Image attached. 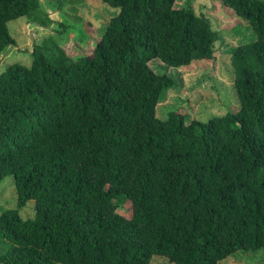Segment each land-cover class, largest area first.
<instances>
[{
	"label": "trees",
	"instance_id": "16d2710c",
	"mask_svg": "<svg viewBox=\"0 0 264 264\" xmlns=\"http://www.w3.org/2000/svg\"><path fill=\"white\" fill-rule=\"evenodd\" d=\"M177 2L102 0L117 13L91 55L71 56L56 32L34 43L29 66L0 73V182L13 176L18 193L17 208L0 215V264L264 255V0L217 1L256 40L231 51L239 110L189 123L181 110L157 116L177 82L150 62L210 61L220 34L191 0ZM46 10L41 0H0V56L17 47L10 22L69 28ZM29 201L35 216L24 220ZM127 201L130 218L118 212Z\"/></svg>",
	"mask_w": 264,
	"mask_h": 264
},
{
	"label": "rangeland",
	"instance_id": "374dc122",
	"mask_svg": "<svg viewBox=\"0 0 264 264\" xmlns=\"http://www.w3.org/2000/svg\"><path fill=\"white\" fill-rule=\"evenodd\" d=\"M41 1L43 8L47 9L48 15L50 14L51 20L62 21L69 28L56 26L57 24L54 23L44 29L34 23L28 24L26 18L10 22L8 28L17 47H10L0 56V73L15 63L29 66L34 43L41 42L45 37L55 36L56 32L59 33L57 37L60 38L62 47H65L71 56L91 55L97 41L96 31L100 32L110 18L117 13V9L106 7L102 0ZM186 1L188 0H178L177 6L183 7ZM217 1L191 0L196 13L207 17L213 29L220 34L212 60L194 62L188 67L179 69L169 68L159 60L150 62V67L156 73L168 74L177 82V87L167 92L166 98L158 104L157 116L160 119H166L169 112L173 110H181L187 114L188 123L193 120L207 121L212 117L239 110L231 51L232 48L240 45V41L242 44H250L256 38L251 27L243 19L231 11L228 12L223 8L222 3ZM87 22L90 23L87 25L89 37L85 42H81L77 40L76 34L81 35L79 38L83 39L82 25ZM17 204L18 193L14 178L9 176L0 182V215L6 210L16 209ZM118 212L130 218L132 204L129 201L125 202ZM20 215L24 220L34 218L35 201H29L20 210ZM152 264L171 263L165 257L154 256ZM219 264H264V255L262 251H240Z\"/></svg>",
	"mask_w": 264,
	"mask_h": 264
},
{
	"label": "crops",
	"instance_id": "0c3cea01",
	"mask_svg": "<svg viewBox=\"0 0 264 264\" xmlns=\"http://www.w3.org/2000/svg\"><path fill=\"white\" fill-rule=\"evenodd\" d=\"M45 29V28H44Z\"/></svg>",
	"mask_w": 264,
	"mask_h": 264
}]
</instances>
